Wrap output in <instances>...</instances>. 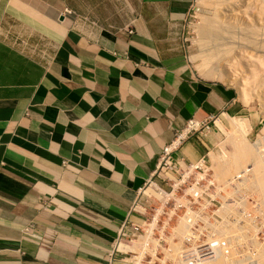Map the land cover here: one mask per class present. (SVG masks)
<instances>
[{
	"label": "crops",
	"instance_id": "0c3cea01",
	"mask_svg": "<svg viewBox=\"0 0 264 264\" xmlns=\"http://www.w3.org/2000/svg\"><path fill=\"white\" fill-rule=\"evenodd\" d=\"M192 3L0 0V264H107L175 132L216 118L195 161L242 110L184 57Z\"/></svg>",
	"mask_w": 264,
	"mask_h": 264
},
{
	"label": "rangeland",
	"instance_id": "374dc122",
	"mask_svg": "<svg viewBox=\"0 0 264 264\" xmlns=\"http://www.w3.org/2000/svg\"><path fill=\"white\" fill-rule=\"evenodd\" d=\"M182 37L189 66L202 78L232 87L236 102L242 104L238 115L217 123L212 154L223 158L224 152H233L235 142L256 148L255 161L264 184V0H193ZM205 68L219 71L220 78H207ZM212 163L220 184L242 174L238 190L228 188L226 194L238 203L232 209L235 219L246 214L253 219L228 226V235L220 240L221 262L213 264H264V188L258 187L253 166L246 163L223 175L217 161Z\"/></svg>",
	"mask_w": 264,
	"mask_h": 264
},
{
	"label": "built area",
	"instance_id": "2783aa9c",
	"mask_svg": "<svg viewBox=\"0 0 264 264\" xmlns=\"http://www.w3.org/2000/svg\"><path fill=\"white\" fill-rule=\"evenodd\" d=\"M215 120H189L163 147L154 172L131 207L130 214L139 220L128 218L118 225L105 255L107 264H213L220 261V240L228 235V226L253 221L250 214L235 219L232 209L238 203L226 194L228 188L238 190L242 174L218 183L210 158L213 149L195 161L180 156L181 148L205 137ZM212 254L216 255L213 261Z\"/></svg>",
	"mask_w": 264,
	"mask_h": 264
},
{
	"label": "bare ground",
	"instance_id": "6f19581e",
	"mask_svg": "<svg viewBox=\"0 0 264 264\" xmlns=\"http://www.w3.org/2000/svg\"><path fill=\"white\" fill-rule=\"evenodd\" d=\"M224 10L225 11H229V8L225 7ZM221 73H223V72H221ZM205 76L207 78L219 79L220 78L219 77L220 73H219V71L214 72L211 69H206ZM217 77H219V78H217ZM232 146L234 148L233 152H231V153L224 152L222 154L223 158H221V159L218 158L216 155L212 154L213 152L210 153L211 160L212 161H217L218 169H219L220 173L225 175L230 170H234V171L237 170L238 171V169L242 168L243 166L245 167L246 163H250V165L253 166L254 174H256L255 177L257 178V182H259L258 187L261 186L260 190L263 189L264 188V184H263V181H262L261 172L259 171L258 165L256 164V161H255L256 158H257V155H258L257 153H259V151H257L256 148L253 149L252 146H251V148H249L250 146L248 147L244 143H239V142L238 143L237 142L233 143ZM218 160H219L220 163L218 162ZM251 170H252V168H251ZM149 193L151 195H155L153 193V191H149ZM263 260H262V262H263Z\"/></svg>",
	"mask_w": 264,
	"mask_h": 264
}]
</instances>
